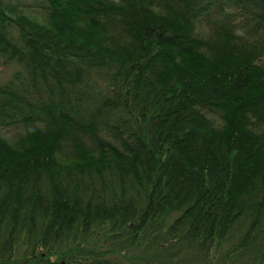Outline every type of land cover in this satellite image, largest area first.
Returning <instances> with one entry per match:
<instances>
[{
    "label": "trees",
    "instance_id": "trees-1",
    "mask_svg": "<svg viewBox=\"0 0 264 264\" xmlns=\"http://www.w3.org/2000/svg\"><path fill=\"white\" fill-rule=\"evenodd\" d=\"M0 264H264V0H0Z\"/></svg>",
    "mask_w": 264,
    "mask_h": 264
},
{
    "label": "rangeland",
    "instance_id": "rangeland-1",
    "mask_svg": "<svg viewBox=\"0 0 264 264\" xmlns=\"http://www.w3.org/2000/svg\"><path fill=\"white\" fill-rule=\"evenodd\" d=\"M38 14H41L40 12H38V11H30L29 13H28V15L29 16H31L32 18H34V19H39L38 17H36ZM15 132V130H9V131H7V133L8 134H12V133H14Z\"/></svg>",
    "mask_w": 264,
    "mask_h": 264
}]
</instances>
